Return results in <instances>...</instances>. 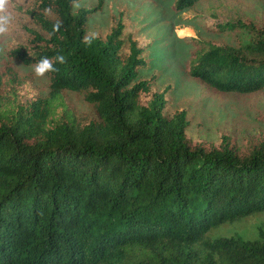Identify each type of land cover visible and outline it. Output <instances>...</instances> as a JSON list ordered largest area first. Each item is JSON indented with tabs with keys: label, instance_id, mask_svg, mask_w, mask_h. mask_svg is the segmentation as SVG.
I'll use <instances>...</instances> for the list:
<instances>
[{
	"label": "trees",
	"instance_id": "16d2710c",
	"mask_svg": "<svg viewBox=\"0 0 264 264\" xmlns=\"http://www.w3.org/2000/svg\"><path fill=\"white\" fill-rule=\"evenodd\" d=\"M28 1L34 25L0 67V264H264V224L253 239L209 235L264 212V138L246 152L227 136L194 143L186 110H165L169 87L142 101L154 76L139 78L143 48L120 19L86 36L102 2ZM200 1L169 0L176 13ZM210 16L193 24L245 35L187 38L186 74L216 92L264 91V30ZM43 57L56 70L23 100L20 74Z\"/></svg>",
	"mask_w": 264,
	"mask_h": 264
},
{
	"label": "rangeland",
	"instance_id": "374dc122",
	"mask_svg": "<svg viewBox=\"0 0 264 264\" xmlns=\"http://www.w3.org/2000/svg\"><path fill=\"white\" fill-rule=\"evenodd\" d=\"M99 2H102L100 10L89 14L86 36L104 37L113 21L121 20L126 32L132 33L143 48L142 57L146 64L139 71V78L154 76L150 92L142 95L144 103L151 100L153 92L169 87L164 95L165 110L167 113L186 110V134L194 143L215 144L222 136H227L232 145L246 152L264 138V91L238 95L216 92L185 72L192 50L187 38L201 37L207 41L233 44L245 33L242 28L221 33L205 30L201 25L193 24L198 15L208 20L214 13L217 23L241 20L264 30V0H201L195 8L180 13L174 12L169 0H79L74 8L95 6ZM28 6V0H5L0 10V16L9 18L5 30L0 31V67L9 61L8 49L15 42L23 41L28 35L26 27L34 25L26 13ZM19 78L22 80L18 87L21 99L27 100L45 92L43 77L25 72ZM64 96L76 116L91 115L90 106L81 95L67 93ZM263 224L264 212H259L238 223L212 230L209 235L237 234L244 239H253L257 228Z\"/></svg>",
	"mask_w": 264,
	"mask_h": 264
},
{
	"label": "clouds",
	"instance_id": "9594fccd",
	"mask_svg": "<svg viewBox=\"0 0 264 264\" xmlns=\"http://www.w3.org/2000/svg\"><path fill=\"white\" fill-rule=\"evenodd\" d=\"M5 5V0H0V10L3 9ZM8 16L3 15L0 16V31H4L5 30V25L8 23ZM56 60L59 63H63L64 62V57L61 55H57L56 56ZM55 67L53 66V64L50 62V60L46 57L41 58L35 65L34 67V73L37 76H42L45 72L47 71H55Z\"/></svg>",
	"mask_w": 264,
	"mask_h": 264
}]
</instances>
